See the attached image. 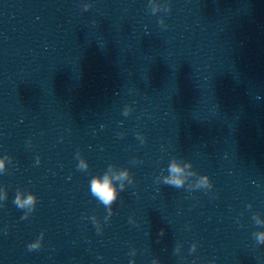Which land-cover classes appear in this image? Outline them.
<instances>
[{"label":"clouds","instance_id":"clouds-1","mask_svg":"<svg viewBox=\"0 0 264 264\" xmlns=\"http://www.w3.org/2000/svg\"><path fill=\"white\" fill-rule=\"evenodd\" d=\"M0 167H2V162H0ZM170 171L172 173H179L181 169L173 163L170 166ZM166 184H172L177 187L181 186L182 181L179 179L178 176H172L171 178L165 179ZM91 191L94 195L99 197L101 201H103L105 204L111 203L116 198V190L112 186L111 181L107 176L103 178V180H100L98 178L94 179L92 181ZM34 202V197L32 195H29L26 199L21 200L19 196H17L15 203L18 207H24L26 205H31ZM258 240L261 242H264V234L258 237ZM28 249L31 251L33 250V246L29 245Z\"/></svg>","mask_w":264,"mask_h":264}]
</instances>
